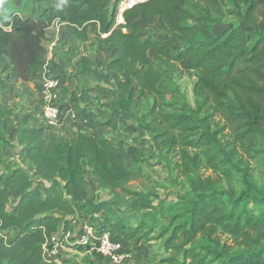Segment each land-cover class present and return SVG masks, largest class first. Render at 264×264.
I'll return each instance as SVG.
<instances>
[{
	"label": "trees",
	"instance_id": "1",
	"mask_svg": "<svg viewBox=\"0 0 264 264\" xmlns=\"http://www.w3.org/2000/svg\"><path fill=\"white\" fill-rule=\"evenodd\" d=\"M0 1L16 8L47 5L38 18H13L9 30L0 27V59L8 60L3 70L9 72L8 80L28 83L40 77L47 63L44 43L55 21L69 26L82 41L90 32L100 51L111 49L106 69L112 74L116 99L97 103L110 114L104 125L114 131L121 111L135 97L150 98L151 120L146 128L155 133L159 152L165 149L167 156L178 157L173 168L188 187L182 208L169 216L174 205L154 207L145 194L127 187L142 176L140 165L147 162L138 146H124L131 158L129 166L120 151L123 143L112 135L92 134L93 120L89 132L58 136L44 120L32 118V126L0 101V120L18 123L23 160L46 184L43 193L35 191L23 168L0 157V264H57L44 255L43 245L51 247L53 234L74 232L84 217L90 225L128 243L129 251L161 241L169 255L159 264H264V193L245 174L241 179L247 190L239 195L217 187L219 181L232 180L248 169L247 163L244 169L238 167L235 150L221 146L218 136L224 129L227 144L239 148L237 161L244 156L264 164V0H148L126 11L125 25L115 28L119 0L115 4L114 0ZM221 1L243 7L253 31L234 28L214 35L212 24L224 15ZM155 19L167 36L162 40L141 34ZM153 59L197 73L195 111L182 102L176 112L167 99L165 72L155 67ZM9 88L0 77V92ZM201 112L209 113L199 118ZM40 116L43 119L42 111ZM215 116L223 126L212 131L208 120ZM11 147L0 130V155ZM200 166L219 179L201 177L196 173ZM86 174L100 189L116 195L124 205L122 214L110 201L89 197ZM133 214L137 218L130 225L127 221ZM100 215V223L92 224L91 219ZM14 230L16 235L7 236Z\"/></svg>",
	"mask_w": 264,
	"mask_h": 264
},
{
	"label": "rangeland",
	"instance_id": "2",
	"mask_svg": "<svg viewBox=\"0 0 264 264\" xmlns=\"http://www.w3.org/2000/svg\"><path fill=\"white\" fill-rule=\"evenodd\" d=\"M55 1L56 3H53L58 4L59 0ZM221 5L224 15L217 17V22L212 24L214 35H219L225 30L234 28H240L246 32L253 31V27L244 16L243 7L227 1H221ZM46 7V4L35 3L26 8H16L11 3L3 4L0 1V16L3 19L0 24L4 29L9 30L8 26H11L13 18H38ZM16 14H19V17ZM57 33L56 30L50 28L48 39L44 43L47 49L46 68L59 81L54 96L56 103L61 107L64 118L61 120V125L54 127L51 133L71 138L75 136L77 130L82 132L91 131L90 123L93 120L96 128H94L92 134L101 132L112 135L118 144L123 143V146H120V151L125 163L129 166L132 165L131 158L125 153L124 146H138L145 154L147 162L140 165L142 176L128 183L127 187L132 191L145 194L154 207L174 205L175 209L169 211V216H174L183 206L181 198L188 192V187L184 182V177L180 176V172L173 168V163L178 161V157L167 156L165 149L159 152L155 147V133L146 128L147 123L151 120L150 106L152 100L146 97H135L128 109L121 111L117 119V128L111 131L109 127L104 125L110 116L109 111L97 105L99 101L107 103L116 99L112 74L106 69L110 61L111 49L109 48L106 52L100 51L95 38L92 37L90 32L85 41L78 39L69 26L61 28L59 32L60 39L56 37ZM141 34L144 37L158 40L167 37L161 29L158 19H155L149 27H143ZM174 43L177 45L176 42ZM153 62L159 71L165 72L168 89L167 99L174 103L177 108L176 112H179L178 109L182 102H185L192 111H195L193 87L197 80V73L183 72L172 64L165 66L156 59H153ZM7 66L8 60L5 58L0 59V77L6 79V82L10 85L8 91L0 92V101L8 104L18 117H25L29 124L34 126L35 122H32V118L39 122L43 120L40 116L43 106L41 82L38 78L28 83L8 80L9 72L3 71ZM89 107L90 109H88ZM203 113L205 112H201L198 117L202 118L203 115L209 112ZM208 123L212 131L223 126L222 121L216 116L208 120ZM18 126L16 122L0 120V130L6 133L7 139L12 143V147L3 152L0 157L9 158L14 167L23 168L25 173L34 181V190L43 193L46 184L35 177L34 168L30 163L23 160V148L19 146L16 134ZM218 139L222 147L235 150L234 161L238 164V167L244 169L247 163L248 169L232 180L219 181L217 187L231 195H239L247 190L241 179V175L245 174V177L264 193V164L257 161H248L244 156L241 157V161H237L240 151L236 145L227 144L229 140L227 129L223 130ZM201 163H203V160ZM196 173H199L201 177L210 176L215 180L219 179L218 174L206 169L204 166L197 168ZM85 183L90 198H93L96 202L110 201L117 213H123L124 205L116 201V195L108 190L100 189L90 174H86ZM119 197L121 196L119 195ZM136 218L137 214H133L132 219L128 220L127 223L134 225ZM102 219L103 217L100 215L91 219V222L92 224L100 223L99 221ZM88 221L87 217L82 218V224L90 225ZM17 232V230H14L7 236H14ZM225 238L222 237V239ZM128 246V243L125 242L124 253L128 257L118 264H159L160 259L169 255V252L164 251L159 240L130 248V251ZM52 249L51 246L44 251V255L47 258L56 260L58 264H112L98 258L94 252L90 254L72 245L60 244ZM53 251L54 253L51 254Z\"/></svg>",
	"mask_w": 264,
	"mask_h": 264
},
{
	"label": "built area",
	"instance_id": "3",
	"mask_svg": "<svg viewBox=\"0 0 264 264\" xmlns=\"http://www.w3.org/2000/svg\"><path fill=\"white\" fill-rule=\"evenodd\" d=\"M147 1L148 0H119L116 7L113 28L124 26L125 12L136 5L143 4ZM0 27L4 28L1 24ZM8 28L10 29L11 26H8ZM122 30L125 32L126 29L122 28ZM105 36L106 35H102V37ZM38 79L41 82V94L43 100L41 111L43 120L47 125L57 127L61 125V120L64 119L61 107L56 103L54 96L59 81L51 75L50 71L47 70L46 65ZM49 243L53 249L60 244L72 245L74 247L81 246L87 253L91 254L94 252L102 258L107 259L112 264H118L128 257L124 253V244L121 241L116 240L111 231L99 230L96 227L85 223L79 225L74 232L67 231L51 235ZM43 249L44 251L48 249L47 243L43 245ZM53 253L54 251L51 252V254ZM48 259L50 258L48 257ZM51 260L54 259L51 258Z\"/></svg>",
	"mask_w": 264,
	"mask_h": 264
},
{
	"label": "crops",
	"instance_id": "4",
	"mask_svg": "<svg viewBox=\"0 0 264 264\" xmlns=\"http://www.w3.org/2000/svg\"><path fill=\"white\" fill-rule=\"evenodd\" d=\"M63 26H67L66 24L64 23H61L59 21H55L53 24H52V27L51 29H54L56 30L58 33L56 34V37L59 38V32L61 30V28H63ZM60 39V38H59Z\"/></svg>",
	"mask_w": 264,
	"mask_h": 264
},
{
	"label": "water",
	"instance_id": "5",
	"mask_svg": "<svg viewBox=\"0 0 264 264\" xmlns=\"http://www.w3.org/2000/svg\"><path fill=\"white\" fill-rule=\"evenodd\" d=\"M115 3H116V0L113 1V4H115Z\"/></svg>",
	"mask_w": 264,
	"mask_h": 264
}]
</instances>
